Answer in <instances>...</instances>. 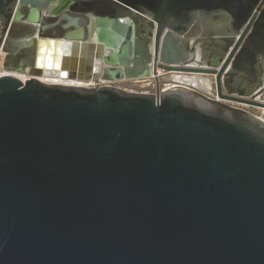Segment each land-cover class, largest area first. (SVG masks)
<instances>
[{
    "label": "water",
    "instance_id": "obj_1",
    "mask_svg": "<svg viewBox=\"0 0 264 264\" xmlns=\"http://www.w3.org/2000/svg\"><path fill=\"white\" fill-rule=\"evenodd\" d=\"M0 16L6 72L82 44L95 77L156 89L0 78V264H264V122L226 104L264 112V84L228 89L257 77L264 0H0Z\"/></svg>",
    "mask_w": 264,
    "mask_h": 264
},
{
    "label": "bare ground",
    "instance_id": "obj_2",
    "mask_svg": "<svg viewBox=\"0 0 264 264\" xmlns=\"http://www.w3.org/2000/svg\"><path fill=\"white\" fill-rule=\"evenodd\" d=\"M55 52H57V58L55 60L53 55L46 57L48 53L54 54ZM72 52H75L73 57L71 56ZM38 67L39 70L36 73L30 70L24 74L6 71L5 73L15 76L23 82L29 80V77H36L45 83L50 82L52 84L80 86L95 77V74L101 68V60L98 57V48L96 46L86 47L82 44L66 45L65 43L44 42L42 44ZM69 74L72 76L70 77ZM169 79L193 84L207 92L211 90L210 82L201 77L171 76Z\"/></svg>",
    "mask_w": 264,
    "mask_h": 264
},
{
    "label": "flooded vegetation",
    "instance_id": "obj_3",
    "mask_svg": "<svg viewBox=\"0 0 264 264\" xmlns=\"http://www.w3.org/2000/svg\"><path fill=\"white\" fill-rule=\"evenodd\" d=\"M5 4L6 5H4L2 9L4 11H7L10 6H7V3H5ZM1 18H3V16H1ZM3 22H4V18H3ZM201 32L202 31H199L198 34H200ZM204 35H205V33L203 32L202 37H204ZM209 48H214V47L212 44L206 45V43H202L201 48H200V52L202 54L203 60H202L201 64L211 63L217 58V55L214 52L208 50ZM256 75H257V77L252 76V75H240L236 78V80L234 82L228 84V89L232 93H234L235 95H239V94L244 95V94L249 93V88L251 87L249 85V82L253 83V85H258V86L263 85L264 84V57L263 56H259V60L257 63V69H256ZM162 76H164V73L162 74ZM148 86L150 88V87H152V84H148ZM118 87H120L122 89H126L127 91L129 90L125 84L118 85ZM165 89H167V88L162 87V90H165ZM145 92L150 93V91H147V90ZM226 104L228 106L234 108V109L246 111V112L250 113L251 115H253L254 117H256L257 119L264 122V112L258 110V108H256V107H248V106H244V105L231 104V103H226Z\"/></svg>",
    "mask_w": 264,
    "mask_h": 264
},
{
    "label": "built area",
    "instance_id": "obj_4",
    "mask_svg": "<svg viewBox=\"0 0 264 264\" xmlns=\"http://www.w3.org/2000/svg\"><path fill=\"white\" fill-rule=\"evenodd\" d=\"M2 29H3V24H2V28L0 30V36H1ZM4 57H5L4 52H3L2 48H0V78L2 76L6 75V73H5V71L3 70V67H2L3 66ZM159 74H160V76H162L163 73L162 72H159ZM138 81L105 82L100 77H94L91 81H87L83 85L76 86V87L96 88V89L103 88V87L120 88V87H118V85H122V84L128 83V82H133L134 83V82H138ZM48 84H52V83L48 82ZM60 85H64V86H75V85H68V84H60ZM120 89H122V88H120ZM123 90H126V89H123ZM128 91L147 93L143 89L140 90V91L133 90V89H129Z\"/></svg>",
    "mask_w": 264,
    "mask_h": 264
},
{
    "label": "rangeland",
    "instance_id": "obj_5",
    "mask_svg": "<svg viewBox=\"0 0 264 264\" xmlns=\"http://www.w3.org/2000/svg\"><path fill=\"white\" fill-rule=\"evenodd\" d=\"M2 24H3V18H1V16H0V30L2 28ZM4 55H5V53H4ZM20 76H22V75H20ZM29 79H30V77H29ZM124 84L127 86L128 89H133V90H137V91H140L142 89L145 91L146 90L150 91V93L151 92L155 93V91H156L153 78H150L147 80H139L138 82H134V83L128 82V83H124ZM148 84H152V87L149 88ZM162 87H164V86H162Z\"/></svg>",
    "mask_w": 264,
    "mask_h": 264
}]
</instances>
